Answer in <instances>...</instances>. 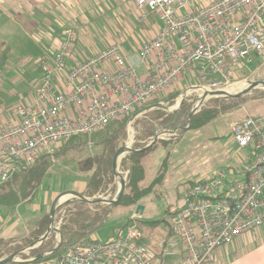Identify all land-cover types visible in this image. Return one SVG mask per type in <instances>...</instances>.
Instances as JSON below:
<instances>
[{
	"label": "built area",
	"instance_id": "built-area-1",
	"mask_svg": "<svg viewBox=\"0 0 264 264\" xmlns=\"http://www.w3.org/2000/svg\"><path fill=\"white\" fill-rule=\"evenodd\" d=\"M133 2L141 22L149 11L163 23L141 44L138 64L130 63L120 46L113 44L73 68L66 74L65 84L60 76L65 73L66 58L76 40L73 30L66 31L57 52L39 61L42 78L34 86L33 101L20 103L9 119L0 123V187L34 165L43 154H53L65 141L91 136L111 122L131 116L128 139L123 145L126 150L117 165L119 176H115L117 195L120 176L127 181L129 174L123 173L120 166L132 154V126L146 113L145 107L156 99L164 105L166 97L188 78L200 82V86L190 89L224 91L220 86L230 84L231 70L251 60L252 55L264 58V0H213L197 4L186 13L182 11L189 0ZM212 76L220 78L207 81ZM190 126L187 123L186 127ZM179 130L184 128L162 131L156 135L157 141ZM232 134L236 147L245 151L242 165L190 184L167 231L154 242H146L134 218L113 239L100 241L92 236L60 255L54 256V248L25 260L16 257L14 262L208 264L218 248L264 224V114H246L234 123ZM64 203L60 201L58 212ZM59 213L61 218L55 219L51 231L58 234L57 245L62 241L60 227L65 211ZM51 233L22 252L39 248Z\"/></svg>",
	"mask_w": 264,
	"mask_h": 264
},
{
	"label": "rangeland",
	"instance_id": "rangeland-1",
	"mask_svg": "<svg viewBox=\"0 0 264 264\" xmlns=\"http://www.w3.org/2000/svg\"><path fill=\"white\" fill-rule=\"evenodd\" d=\"M191 1L193 2V0H189V3ZM0 9V20H2L0 21V44L5 43L4 49L0 46V119H4L9 118L20 103L26 102L34 86L38 84L42 76L38 60L48 48V43L32 32L27 25L26 18H24L30 17V11L27 7L20 8L19 16L12 15L10 11L8 13V8L0 7ZM58 26L63 29L65 27L64 23H60ZM250 58L251 60L245 61L239 67H235V70H231L230 84L221 85L220 88L226 90L233 84L242 83L244 87L239 86L236 90L228 89L227 93L235 94L247 89L254 82H263L264 58L258 55H252ZM219 78V76H212L207 81H215ZM209 83L203 82L202 84L207 85ZM191 86H200V82L196 78L184 79L174 91V101H166L161 110L170 113L175 112L180 109L184 101L191 105V109L202 103L198 112L207 109L214 110L219 102L222 104L233 102L228 97L205 98V93L202 90L190 89ZM243 97L238 108L227 111L220 109L223 111L219 116L206 126L195 128L192 127L191 122L190 128L179 130L176 135L166 136L165 139H159L155 143L156 147H152V151L145 156L143 164L147 174L146 184L156 182L153 192L140 203L145 207V210L137 222L147 237L146 242H154L156 237L167 231L164 223L154 231L150 229L149 223L160 220L168 221L169 212H174L182 205L183 192L190 185V182L210 179L228 168L235 169L242 165L243 158H246L245 151L236 147L233 141L232 127L246 114L252 116L264 114V84L259 85L257 89ZM143 116L137 119H141ZM135 126L134 123L132 126L135 134L133 149H135L136 143ZM186 126L187 124L178 128ZM173 129L161 128L155 135ZM128 134L127 129V137L123 145L128 139ZM152 138L148 140V143ZM95 152L96 150L90 147L87 156L95 154ZM120 170L126 173L121 169V166ZM85 180L86 176L78 171L76 162L54 161V166L45 178L43 186L39 189L38 196L36 194L31 203L14 207H0V238L11 240L8 247L2 251L4 253L3 258L11 255L18 246L22 245L21 249L24 250L34 243L24 245L27 239L32 238V232L39 219L50 214L54 201H49L47 205L42 204L46 199L45 192L49 191V198L53 194L57 197L65 191L80 193L79 187ZM115 182L118 190L119 186L117 181ZM100 196L101 198L105 197ZM73 198L74 196L63 200L65 203L59 212L66 211L65 205L68 202L76 201H71ZM97 198L100 199L99 196ZM135 210L136 207L133 206L127 207L118 203L112 205L108 218L93 234V237L100 241L113 239L128 223L137 218L134 216ZM59 212L57 211L55 218L57 221L61 218ZM261 228L264 229V225ZM49 240H55L57 244L58 234L52 232L46 242ZM22 250L19 251L16 260H25L34 256L33 252L36 249L26 252H22Z\"/></svg>",
	"mask_w": 264,
	"mask_h": 264
},
{
	"label": "trees",
	"instance_id": "trees-1",
	"mask_svg": "<svg viewBox=\"0 0 264 264\" xmlns=\"http://www.w3.org/2000/svg\"><path fill=\"white\" fill-rule=\"evenodd\" d=\"M174 96V92L169 94L166 97V101L172 100L173 102ZM243 98H231L233 102L230 104L219 102L216 105L217 108H214V110H200L191 118L192 127L202 128L217 118L221 111L238 108ZM159 102L160 99H156L151 104H158ZM191 108V105L184 101L180 109L172 113L164 112L159 108L146 112L141 119L135 121V149L140 150L145 148L148 140L161 128L176 129L180 126H185L188 122ZM130 118L131 116L111 122L103 130L91 136L73 137L59 145L53 154H43L34 165L16 173L0 187V207H14L31 203L42 187L49 171L53 168L54 161L76 162L78 171L86 176V186L80 192L82 196L92 199L98 196L101 197L100 195H102L108 196V199L112 200L117 193L113 167L114 156L126 140L127 122ZM90 147L94 148L96 152L87 156V151ZM155 147L156 145L153 146V148ZM152 149L146 152L132 153L122 160L121 169L128 171L129 174L126 181L125 193L118 204L136 207L153 192L156 182L146 184L147 174L143 164L145 156ZM193 183L194 181L190 182V184ZM111 206L105 203L68 202L65 205L67 209L60 227L61 243L57 245L55 240L45 241L38 249L34 250V256L54 248H56L54 256L60 255L69 246L92 237L108 218ZM179 208L174 212H169V220ZM138 219L136 218V221ZM169 220L151 222L149 223L150 229L154 231L160 228L163 223L165 224L164 227L168 229ZM48 224L49 214L39 219L36 228L32 232V238L27 239L24 245H30L36 242L40 236H43ZM9 243H11V240L0 238V260L3 259V249L7 248ZM21 248L22 245L16 247L12 253L19 252L22 250ZM5 264L24 263L9 262Z\"/></svg>",
	"mask_w": 264,
	"mask_h": 264
},
{
	"label": "crops",
	"instance_id": "crops-1",
	"mask_svg": "<svg viewBox=\"0 0 264 264\" xmlns=\"http://www.w3.org/2000/svg\"><path fill=\"white\" fill-rule=\"evenodd\" d=\"M211 1L213 0H193L187 8L191 10L197 4H208ZM0 7L8 8V13L10 11L15 16H19L20 8L29 9L30 17H24L27 25L48 43L38 64L43 57L52 56L53 52L58 51L60 43L66 38L67 30L76 33V40L66 58L65 73L60 76V81L65 84L67 73L113 44L120 46L130 63L138 64L137 54L141 44L163 26L157 15L149 11L146 13L147 19L141 22L133 0H0ZM187 11L184 9L182 12ZM60 23H64V29L58 26ZM0 46L4 49L5 43ZM33 97L34 91L29 94L26 103H31ZM8 119H0V123ZM85 186L86 180L79 191H83ZM48 192H45L46 199L42 204L47 205L55 199L56 195L49 198ZM261 227L218 248L208 264H264V229Z\"/></svg>",
	"mask_w": 264,
	"mask_h": 264
},
{
	"label": "water",
	"instance_id": "water-1",
	"mask_svg": "<svg viewBox=\"0 0 264 264\" xmlns=\"http://www.w3.org/2000/svg\"><path fill=\"white\" fill-rule=\"evenodd\" d=\"M264 84V81L263 82H254L252 83L247 89L245 90H242L241 92L239 93H235V94H232V93H226L225 91L223 90H215V91H211V95L213 96H217V97H228V98H238V97H243L244 95L248 94L249 92H251L252 90L254 89H257L259 87V85H263ZM206 98V97H205ZM202 105V103H200L198 106H196L195 108H193L188 116V123L190 124L191 123V118L193 115H195L198 110H199V107ZM155 108H163V105L158 103V104H153V105H149L147 107H145L143 109L144 112H148V111H151ZM189 127H184V130L188 129ZM157 141V136L155 135V138L154 140L151 142L150 145L146 146L145 148L143 149H140V150H136V149H132V153H135V152H146L148 150H150L156 143ZM126 150V147L125 146H122L115 154L114 156V161H113V167H114V175L115 176H119V171H118V168H117V165H118V162H119V158L120 156L122 155V153ZM121 178V183H120V190L118 192V194L112 199V200H109L108 198H101L98 199L97 197L96 198H86L84 196H82L79 192L77 191H65L61 194H59L53 201V204L51 206V209H50V214H49V225L44 233V235L42 237H47L51 231L53 230L54 228V224H55V215H56V211L58 209V206L60 205V201L62 199V197L66 194H71L74 196L72 200H76V201H82V202H87V203H105V204H108V205H115L117 204L120 199L122 198V196L124 195L125 193V190H126V181L125 179L120 176ZM144 210H145V207L142 205V204H139L136 206V210H135V216L137 218H141L143 213H144ZM19 254V252L17 253H14V254H11L9 255L8 257L6 258H3L0 260V264H5V263H9V262H14L15 261V258L17 257V255Z\"/></svg>",
	"mask_w": 264,
	"mask_h": 264
},
{
	"label": "bare ground",
	"instance_id": "bare-ground-1",
	"mask_svg": "<svg viewBox=\"0 0 264 264\" xmlns=\"http://www.w3.org/2000/svg\"><path fill=\"white\" fill-rule=\"evenodd\" d=\"M244 87L243 86V84L242 83H240V84H238V83H236V84H233V86H231V87H229V88H231L232 90H236L238 87ZM228 88V89H229ZM228 89H226V90H224L226 93H227V91H228ZM203 97V96H202ZM204 97H211V93L209 92H207V93H205L204 94ZM69 198H72V196H65V197H62V199L61 200H67V199H69Z\"/></svg>",
	"mask_w": 264,
	"mask_h": 264
}]
</instances>
